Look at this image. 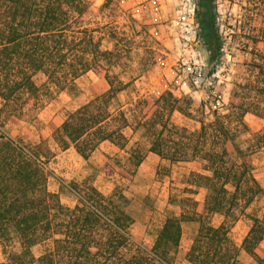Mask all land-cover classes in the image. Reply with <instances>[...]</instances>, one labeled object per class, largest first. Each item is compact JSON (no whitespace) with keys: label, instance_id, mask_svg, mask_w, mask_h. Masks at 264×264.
<instances>
[{"label":"trees","instance_id":"obj_1","mask_svg":"<svg viewBox=\"0 0 264 264\" xmlns=\"http://www.w3.org/2000/svg\"><path fill=\"white\" fill-rule=\"evenodd\" d=\"M252 2L246 0L241 9L245 11ZM256 4L264 8V0H256ZM88 9L85 0H0L1 127L9 121H20L30 105L40 108L44 91L49 93L52 87L59 93L74 90L75 81L88 72L108 85L101 95L68 113L60 127H38L37 137L27 133V145L21 137L11 138L0 131V246L4 253L0 264H173L183 222L199 224L185 256L188 264H239L240 250L255 264H264V256L256 252L264 240V214L252 219L239 247L230 237L253 199L264 197L251 160L253 153L264 149V130L254 135L246 149L239 145L240 136L248 131L244 117L264 115L259 103L264 97V53L254 51L251 73L255 75L236 85L227 112L208 108L213 120L205 123L195 119L200 127L191 131L171 121L175 112L193 119L182 107L183 103L192 104L190 97L179 98L163 91L136 100L132 105L135 111H126L117 103L129 83L112 70L125 48L103 47V39L96 36L99 29L83 24ZM260 17L264 19V15ZM198 21L209 61L216 64L225 43L206 13H201ZM102 29L110 39L116 37L111 27ZM37 74L45 78L43 88L34 81ZM199 103L207 106V102ZM127 128L141 130L142 138L148 140L146 151L161 160L197 167L189 174L190 188L185 192L206 190L203 214L196 212V201L185 199L190 212L182 210L178 216L166 218L149 249L132 239L134 219L127 212L129 200L119 186L104 195L90 183L70 182L75 195L71 207L60 200L62 186L56 193L47 188L46 165L54 157L47 138L60 151L73 148L87 160L105 141L126 150ZM146 151L140 149L139 142L128 149L124 168L130 177ZM215 215L222 218L218 226L211 222ZM14 241L19 244L18 252L11 250ZM37 245L43 251L36 259L31 249Z\"/></svg>","mask_w":264,"mask_h":264},{"label":"rangeland","instance_id":"obj_2","mask_svg":"<svg viewBox=\"0 0 264 264\" xmlns=\"http://www.w3.org/2000/svg\"><path fill=\"white\" fill-rule=\"evenodd\" d=\"M89 9L83 16V24L99 29L96 36L103 39L104 48L112 49L114 45L124 47L122 56L115 60L112 70L128 88L119 94L118 104L126 111L135 101L142 97L155 96L163 91H171L176 97H190L191 105L183 103L182 107L193 117L189 119L180 113H174L171 121L188 130H198L200 124L195 119L209 123L213 120L211 110L225 114L229 97L236 85L245 83L255 75L251 73V64L258 49L264 53V8L256 4V0L241 9L246 0H194L195 17L193 19L181 16L180 0H168L160 3L157 0H142L141 8L127 0H85ZM129 1V0H128ZM206 13L212 18L215 33L225 43L223 56L216 64H211L205 50V40L199 25V15ZM105 26L116 31V37L110 39L102 29ZM123 39V41H121ZM216 65V66H215ZM215 72L212 74V69ZM35 83L43 88L45 78L42 74L34 77ZM74 90L59 93L50 88L49 93L43 92L42 106L38 109L28 106L20 121H9L0 126V131L11 138L21 137L25 145L30 140L27 133L37 137L36 128L50 125L47 119L52 113H58L65 120L71 113L108 88L105 81L92 72H88L75 81ZM45 93L47 95L45 96ZM218 100L215 103V100ZM200 101L207 102L204 108ZM1 103V102H0ZM264 109V97L260 100ZM134 115V113L132 112ZM132 114L128 113L130 121L135 125ZM0 116V123L3 121ZM244 123L248 131L239 138V145L246 149L252 143L254 135L264 130V115L258 117L247 114ZM141 132V130H139ZM47 143L54 157L46 165L49 174L47 188L56 193L61 188L60 200L66 206L75 204V195L70 189V182L79 185L84 182L94 185L98 174L108 177L109 188L117 185L129 200L128 214L134 219L131 228L132 239L146 248H151L164 221L168 217L179 214L182 210L190 212V205L185 201L189 198V174L197 167L194 164H170L164 161L155 173L141 175L136 173L130 177L124 168L125 159L122 155L97 169L81 164L75 155L62 154L51 138ZM140 149L146 151L148 140L140 137ZM253 174L258 184L264 188V149L253 153ZM106 176V177H105ZM103 191L104 186L96 185ZM105 195L111 194L104 190ZM264 214V197L259 195L230 231V237L236 246H240L252 225V219L261 218ZM218 226L222 218L211 219ZM11 250H20L17 241ZM43 247L37 245L31 249L34 258H38ZM264 256V240L256 250ZM173 264H188L183 256H173ZM239 264H255V261L243 250L239 253ZM4 261L3 248L0 246V263ZM37 264V263H35Z\"/></svg>","mask_w":264,"mask_h":264},{"label":"crops","instance_id":"obj_3","mask_svg":"<svg viewBox=\"0 0 264 264\" xmlns=\"http://www.w3.org/2000/svg\"><path fill=\"white\" fill-rule=\"evenodd\" d=\"M141 1L142 0H129V1L127 0V2L125 4H128L129 6H131V8H132L131 10L133 11L134 8L132 7V3H134V5H136L137 7L141 8V5H142ZM152 1H155V0H152ZM157 1L160 3H165L168 0H157ZM63 121L64 120L62 119V116L59 115L58 113H52V115L47 119V122L54 128L60 127L61 124L63 123ZM125 135L128 138V146H127L126 150H119L113 144L105 141V142H102L101 144H99V146L90 154V156L88 157L87 160L82 159L75 152V150L73 148H69L66 151H62L61 153L62 154L70 153L72 155H75L81 164L89 165L90 167L100 169L104 165L108 164L111 161H114L116 158H118L121 155H122L123 159L127 158L128 157V149L140 141V137H141L142 133L140 131H134L130 128H127L125 130ZM163 162L164 161L161 160L155 154H153L149 151H146L145 155H144V159H143L142 163L140 164V166L138 167L135 176H137L138 174H140V176H141L144 174L155 173L156 170L158 169V167L160 166V164H162ZM182 164H190V163H182ZM189 173H190V170H187L184 174L188 175ZM97 184L103 185L104 190H106L108 193H110L112 191V189L109 188L108 177L104 178V175H102V174H98L95 176L94 186L96 187ZM188 188H190V187L188 186ZM104 190L103 191L99 190V191L105 195ZM205 195H206V190L203 188L197 189L195 194H189V198H192L197 203L196 212L199 215L203 214ZM179 214H176L175 216H178ZM216 217H220V216L215 215L212 217V219H214ZM198 227H199V224L197 222H183L182 223V236H181L180 245L178 248V254H180V256H183L185 258L186 253H187L193 239L195 238V236L197 234Z\"/></svg>","mask_w":264,"mask_h":264},{"label":"built area","instance_id":"obj_4","mask_svg":"<svg viewBox=\"0 0 264 264\" xmlns=\"http://www.w3.org/2000/svg\"><path fill=\"white\" fill-rule=\"evenodd\" d=\"M181 3V16L193 19L195 17V4L194 0H180Z\"/></svg>","mask_w":264,"mask_h":264}]
</instances>
